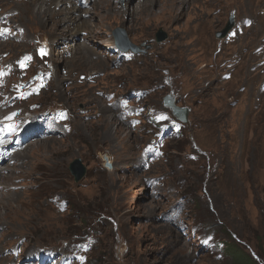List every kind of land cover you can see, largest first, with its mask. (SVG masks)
Segmentation results:
<instances>
[{"label":"rangeland","instance_id":"374dc122","mask_svg":"<svg viewBox=\"0 0 264 264\" xmlns=\"http://www.w3.org/2000/svg\"><path fill=\"white\" fill-rule=\"evenodd\" d=\"M115 2L0 0V99L18 76L5 59L22 55L23 67L35 45H46L56 79L31 103L73 115L71 131L32 139L1 167L0 264H12L6 254L19 243L63 254L87 236L97 239L84 249L90 264H264V0ZM37 8L72 13L53 14L55 24ZM148 9L158 17L143 18ZM231 21L229 36L218 37ZM123 29L137 54L118 51L114 33ZM138 90L149 94L130 98ZM167 94L188 108L179 134L145 118L144 105L168 111ZM41 152L42 164H29ZM78 158L87 167L80 182L69 169ZM211 232L226 243L224 258L202 246Z\"/></svg>","mask_w":264,"mask_h":264},{"label":"bare ground","instance_id":"6f19581e","mask_svg":"<svg viewBox=\"0 0 264 264\" xmlns=\"http://www.w3.org/2000/svg\"><path fill=\"white\" fill-rule=\"evenodd\" d=\"M75 1V3H77L78 2V0L76 1V0H74ZM180 1V0H179ZM186 1V0H185ZM94 2V1H93ZM100 2V1H99ZM147 2H148V0H144V6L145 5H147ZM94 5H95V3H94ZM140 7L138 8L139 10H143L144 9V6H142V5H139ZM177 7V6H176ZM189 7V6H188ZM49 9V8H48ZM48 9H44L43 11L41 10V8H37V9H34V13L36 14V15H48V16H50V14L52 15V21H53V23H55V24H57L58 23V19L56 18V15H59L61 18H63V17H65L67 14H71L72 13V11H69V10H66L65 8L63 9V10H58L59 12L58 13H54V12H52L51 10H48ZM86 12H91L92 13V11H89L88 9L86 10ZM138 12V11H137ZM146 12H149L146 16H144L143 18H148L149 20H152L153 18H156V17H158V15H156L155 13L156 12H154V10L153 11H150L149 9L146 11ZM158 12V11H157ZM168 13V12H167ZM173 13V12H172ZM53 14H56V15H53ZM122 14L124 15V10L122 11ZM127 14H129L130 15V13H127ZM139 14V13H138ZM137 14V15H138ZM63 16V17H62ZM166 16H168V15H166ZM178 16V15H177ZM69 17V16H68ZM142 19V18H141ZM168 19V18H167ZM166 19V20H167ZM176 20V19H175ZM71 21H75L74 19H71ZM77 21V20H76ZM86 25V24H85ZM142 27V26H141ZM252 27V26H251ZM97 31L96 30H92L91 31V35L93 36L95 33H96ZM194 33H196V32H194ZM235 42V41H234ZM241 45V44H240ZM40 119H42V116H39V117H37V118H35V119H32L30 122H26V120L24 119V118H19V120H18V125H17V127L16 128H13L12 129V131L14 132V134L16 135V137H15V139H13L12 141H10L9 143H8V147L7 148H3V149H1L2 148V146L0 147V154H2V155H5V157H0V164L1 163H9V162H11L16 156H17V154H20L21 152H19V150H18V146H20V145H22L23 143H24V141H25V136L22 134V133H25V132H28L29 133V139L32 137V138H34V139H36V134L38 133V132H41L42 130H44L45 128H46V124L45 123H42L41 124V126H40V128L39 129H35L34 128V124L38 121V120H40ZM20 129H21V131H20ZM7 130H11V128H10V126L8 125V124H4L2 127H1V131H0V133H1V135H4L5 136V134H4V132L5 131H7ZM22 132V133H21ZM6 138H8L7 136H5ZM39 138H45V136H40ZM34 158H35V160H34ZM44 161V153H39V154H37V155H35L34 157H33V159H30L29 160V164H31V165H36V166H38V165H40V164H42V162ZM12 169H14V170H11L10 172H8V174L9 173H11L10 174V177H14V175H13V172L14 171H16V167H14V168H12ZM2 170H3V168L0 170V172H2ZM22 172V171H21ZM7 174V175H8ZM17 174V173H16ZM18 174H20L19 172H18ZM5 176V175H4ZM6 178V177H5ZM4 188L3 187H0V193L2 194V195H4V190H3ZM8 189V188H7ZM21 191H16V192H13V194H14V196L15 195H17V193H20ZM19 202V201H18ZM1 206V205H0ZM12 207H14V206H12ZM11 207V208H12ZM16 209V208H15ZM16 213V212H15ZM17 215V214H16ZM2 248V246H0V249ZM10 249V248H9ZM8 249V250H9ZM28 256V255H27ZM26 256V257H27ZM18 264H22V263H18Z\"/></svg>","mask_w":264,"mask_h":264},{"label":"water","instance_id":"95a60500","mask_svg":"<svg viewBox=\"0 0 264 264\" xmlns=\"http://www.w3.org/2000/svg\"><path fill=\"white\" fill-rule=\"evenodd\" d=\"M231 29H232V21L220 33H218L217 36L225 37ZM123 30H116L114 33L116 35L117 46H119V48L123 49L124 51L130 50V49L139 50L138 46L128 41L126 31L125 30L123 31ZM166 39H167V34L163 30H160L159 35L157 37L158 42H162ZM174 112L180 119L187 120L188 109H178L174 107ZM69 169L71 173L73 174L76 182H80L82 179L85 178L87 174V167L84 165L83 161L80 158L72 161L70 163Z\"/></svg>","mask_w":264,"mask_h":264},{"label":"trees","instance_id":"16d2710c","mask_svg":"<svg viewBox=\"0 0 264 264\" xmlns=\"http://www.w3.org/2000/svg\"><path fill=\"white\" fill-rule=\"evenodd\" d=\"M233 251V258H237V254L240 252L239 249L232 247L231 249ZM237 260V259H236ZM240 262V264H249L247 261L242 260H238Z\"/></svg>","mask_w":264,"mask_h":264}]
</instances>
